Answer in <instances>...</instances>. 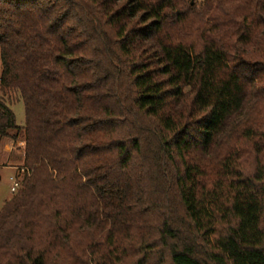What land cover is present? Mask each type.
<instances>
[{"label": "trees", "instance_id": "1", "mask_svg": "<svg viewBox=\"0 0 264 264\" xmlns=\"http://www.w3.org/2000/svg\"><path fill=\"white\" fill-rule=\"evenodd\" d=\"M194 1L0 0V264H264V0Z\"/></svg>", "mask_w": 264, "mask_h": 264}, {"label": "rangeland", "instance_id": "2", "mask_svg": "<svg viewBox=\"0 0 264 264\" xmlns=\"http://www.w3.org/2000/svg\"><path fill=\"white\" fill-rule=\"evenodd\" d=\"M201 1L195 0L194 2L198 5ZM12 100L9 106L14 114L15 124L17 127L22 128L25 125L23 103L20 99L15 101L14 97ZM23 156L24 144L22 141L19 140L13 143L10 139H0V210L4 203L10 200L21 189L23 175L18 172V169L23 165ZM13 177L20 179L21 182L20 187L14 193L10 192L11 178Z\"/></svg>", "mask_w": 264, "mask_h": 264}, {"label": "built area", "instance_id": "3", "mask_svg": "<svg viewBox=\"0 0 264 264\" xmlns=\"http://www.w3.org/2000/svg\"><path fill=\"white\" fill-rule=\"evenodd\" d=\"M20 179L13 177L11 178V187H10V192L14 193L18 190V188L20 187Z\"/></svg>", "mask_w": 264, "mask_h": 264}]
</instances>
